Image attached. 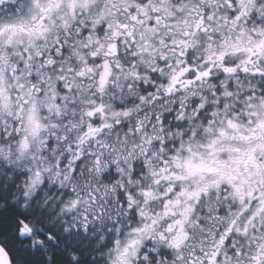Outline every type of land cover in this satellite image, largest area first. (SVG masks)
Returning a JSON list of instances; mask_svg holds the SVG:
<instances>
[{
    "label": "snow or ice",
    "instance_id": "snow-or-ice-1",
    "mask_svg": "<svg viewBox=\"0 0 264 264\" xmlns=\"http://www.w3.org/2000/svg\"><path fill=\"white\" fill-rule=\"evenodd\" d=\"M68 251L264 264V0H0V264Z\"/></svg>",
    "mask_w": 264,
    "mask_h": 264
},
{
    "label": "clouds",
    "instance_id": "clouds-1",
    "mask_svg": "<svg viewBox=\"0 0 264 264\" xmlns=\"http://www.w3.org/2000/svg\"><path fill=\"white\" fill-rule=\"evenodd\" d=\"M84 122L87 123L86 120ZM46 203H47V200H45L44 202H42L39 205L40 210L43 211L45 209ZM19 211L21 212V215L29 216V213H30L31 210L30 209L21 208ZM49 211H51V209H49ZM29 223H30V225L33 228V237H32L33 240H35L37 238V236L39 234V231H40L41 225L45 224V226H47L46 222L43 221L41 219V217H39V216H31L29 218ZM20 239L24 240L25 237L21 236ZM33 251H35V249H33ZM48 255H49V257L51 256V250L50 249L48 250ZM77 255L78 254L73 252V251H68L67 254L62 257L63 264H76V259L75 258H76Z\"/></svg>",
    "mask_w": 264,
    "mask_h": 264
}]
</instances>
